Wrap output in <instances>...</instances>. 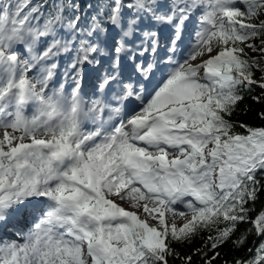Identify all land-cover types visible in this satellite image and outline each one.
Segmentation results:
<instances>
[{
  "label": "snow or ice",
  "instance_id": "6c2138e0",
  "mask_svg": "<svg viewBox=\"0 0 264 264\" xmlns=\"http://www.w3.org/2000/svg\"><path fill=\"white\" fill-rule=\"evenodd\" d=\"M255 88L264 0H0V264H264Z\"/></svg>",
  "mask_w": 264,
  "mask_h": 264
},
{
  "label": "trees",
  "instance_id": "16d2710c",
  "mask_svg": "<svg viewBox=\"0 0 264 264\" xmlns=\"http://www.w3.org/2000/svg\"><path fill=\"white\" fill-rule=\"evenodd\" d=\"M257 76L260 75L259 72L256 73ZM260 94V89L255 88L251 93L245 96L243 103L240 105V110L237 111L236 115L233 117L238 123H245L249 126L261 127L264 126V121L258 118V114L264 111V102L256 103L252 100L253 96H258ZM239 130V129H238ZM259 207V205H257ZM208 233L204 232L197 235L191 243L179 244L176 243L173 246L176 251L181 255H192L197 249L202 248L204 242L207 238ZM260 241L255 236H249L245 245L240 249H233L231 244H228L219 249L221 252V257L215 261V264H223L224 261H228V264H233L236 259H242L252 254L248 252L249 248H254L258 246ZM211 255V253H209ZM170 264H181L178 259L170 258ZM193 264H203L201 256H193Z\"/></svg>",
  "mask_w": 264,
  "mask_h": 264
},
{
  "label": "rangeland",
  "instance_id": "374dc122",
  "mask_svg": "<svg viewBox=\"0 0 264 264\" xmlns=\"http://www.w3.org/2000/svg\"><path fill=\"white\" fill-rule=\"evenodd\" d=\"M40 23H42V21H40ZM176 224H177V227L181 226L183 223H184V218H181V217H176ZM24 221V220H23ZM169 223H171V220H169ZM28 230L26 231H23L24 233H26ZM13 234H15L13 232ZM18 243H23V239H24V236L23 235H18L16 236V238H14Z\"/></svg>",
  "mask_w": 264,
  "mask_h": 264
}]
</instances>
